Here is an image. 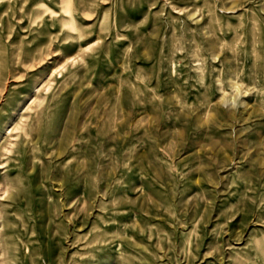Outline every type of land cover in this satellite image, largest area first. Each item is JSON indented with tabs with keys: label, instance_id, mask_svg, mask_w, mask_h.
<instances>
[{
	"label": "rangeland",
	"instance_id": "obj_1",
	"mask_svg": "<svg viewBox=\"0 0 264 264\" xmlns=\"http://www.w3.org/2000/svg\"><path fill=\"white\" fill-rule=\"evenodd\" d=\"M63 1L0 0V264H264V0Z\"/></svg>",
	"mask_w": 264,
	"mask_h": 264
},
{
	"label": "bare ground",
	"instance_id": "obj_2",
	"mask_svg": "<svg viewBox=\"0 0 264 264\" xmlns=\"http://www.w3.org/2000/svg\"><path fill=\"white\" fill-rule=\"evenodd\" d=\"M64 6H65V9H64V13H66L67 15H70V11H69V6L71 4V0H64ZM75 3V1L73 2ZM75 8V7H74ZM73 9V8H72ZM72 19V18H71ZM74 22V21H73ZM72 30V29H71Z\"/></svg>",
	"mask_w": 264,
	"mask_h": 264
}]
</instances>
